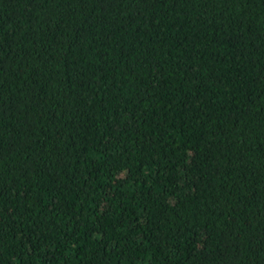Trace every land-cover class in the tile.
<instances>
[{
	"label": "trees",
	"instance_id": "trees-1",
	"mask_svg": "<svg viewBox=\"0 0 264 264\" xmlns=\"http://www.w3.org/2000/svg\"><path fill=\"white\" fill-rule=\"evenodd\" d=\"M0 264H264V0H0Z\"/></svg>",
	"mask_w": 264,
	"mask_h": 264
}]
</instances>
